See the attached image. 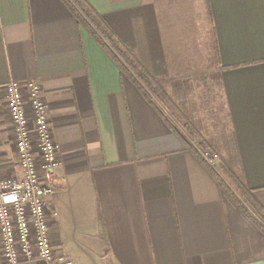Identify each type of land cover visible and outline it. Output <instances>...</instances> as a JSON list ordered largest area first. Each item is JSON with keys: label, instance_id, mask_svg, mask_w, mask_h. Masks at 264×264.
Masks as SVG:
<instances>
[{"label": "crops", "instance_id": "1", "mask_svg": "<svg viewBox=\"0 0 264 264\" xmlns=\"http://www.w3.org/2000/svg\"><path fill=\"white\" fill-rule=\"evenodd\" d=\"M86 1L151 76H219L241 178L264 208V0ZM95 39L63 0H0V178L21 176L11 81L30 129L38 84L59 160L53 260L13 264H264V233Z\"/></svg>", "mask_w": 264, "mask_h": 264}, {"label": "built area", "instance_id": "2", "mask_svg": "<svg viewBox=\"0 0 264 264\" xmlns=\"http://www.w3.org/2000/svg\"><path fill=\"white\" fill-rule=\"evenodd\" d=\"M26 87L34 116L31 129L20 96L21 85L11 81L4 86L8 93L6 109L15 132L16 161L21 172V176L0 179V256L7 264L21 259L50 262L54 255L45 211L46 199L53 195L56 185L58 147L50 134L47 108L38 95V84L29 82ZM31 133L37 154L31 148ZM202 154L209 155L208 151Z\"/></svg>", "mask_w": 264, "mask_h": 264}, {"label": "rangeland", "instance_id": "3", "mask_svg": "<svg viewBox=\"0 0 264 264\" xmlns=\"http://www.w3.org/2000/svg\"><path fill=\"white\" fill-rule=\"evenodd\" d=\"M211 71L207 70L203 74L177 78L180 84L178 87H166V93L172 99L175 109L170 108L169 104L164 103L159 97L153 94L151 97L163 111L164 116L174 125V129L185 137L188 144L199 151L209 167L216 172L232 192L237 194L235 187L223 173V169L218 167L222 157H227L229 154L234 155V148L230 125L225 114L224 103L221 100V88H219L218 81L210 75ZM128 73L137 81L130 69H128ZM3 91L7 105L8 96L6 95L8 93L5 89ZM12 133L15 139L13 130ZM200 142L205 144L203 150H199ZM206 151L209 155L202 154ZM234 168L236 169V166Z\"/></svg>", "mask_w": 264, "mask_h": 264}, {"label": "trees", "instance_id": "4", "mask_svg": "<svg viewBox=\"0 0 264 264\" xmlns=\"http://www.w3.org/2000/svg\"><path fill=\"white\" fill-rule=\"evenodd\" d=\"M73 12V15L78 19L80 25L85 26L89 30V32L96 38L95 40L102 45L108 53L115 59L118 63L117 65L120 67L121 71L126 73L129 78L138 86L142 95L151 103L152 97L151 94L159 97L164 103L169 104V107L175 109L174 103H172V99L166 93V87H178L180 84L179 80L172 77H154L151 76L145 68L140 65V62L136 59L131 50L116 36V34L112 31L110 27L106 24L100 14H97L95 9L90 5V3L86 0H63ZM128 69L135 75L133 78L130 73H128ZM212 77H214L218 83L220 78L215 73H211ZM160 116L163 118L166 125L169 129L175 131L174 125L169 121V119L160 113ZM186 128L187 125H186ZM189 131V128H188ZM231 140L233 142L234 155L229 154L227 157H222L220 159V167L223 169V173L228 177L229 181L233 184L236 189L237 194L232 192V190L224 183L223 180L209 167V165L203 160L199 151L195 149L193 146L185 143L186 148L193 154L203 165L207 168V170L213 175L214 180H216L218 186L223 193L227 194L230 199L238 206V208L248 217L250 218L254 224L264 233V208L258 204L257 200L253 196V192L248 189L243 181L242 173L240 167L238 166V157L235 143L233 140V135L231 132ZM205 147L204 143L199 144V150H203ZM234 162V163H233ZM236 166V169L234 168ZM250 212L255 214V218H251Z\"/></svg>", "mask_w": 264, "mask_h": 264}]
</instances>
